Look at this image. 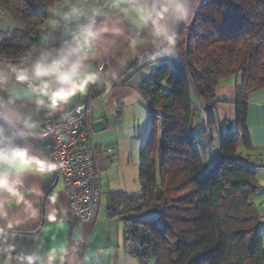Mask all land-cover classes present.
I'll list each match as a JSON object with an SVG mask.
<instances>
[{
  "label": "trees",
  "instance_id": "16d2710c",
  "mask_svg": "<svg viewBox=\"0 0 264 264\" xmlns=\"http://www.w3.org/2000/svg\"><path fill=\"white\" fill-rule=\"evenodd\" d=\"M54 1L38 7L0 0L22 23L0 28L1 73L15 75L8 69L39 51ZM195 3L190 21L175 28V55L139 59L152 63L138 85L150 115L139 152L141 189L111 192L108 210L123 221L143 264L148 258L154 264H264L262 215L251 200L261 186L238 150L241 142L250 146L248 96L264 86V0H189L187 15ZM229 76L239 79L235 126L226 120V131L215 138L216 88ZM195 93L207 105L205 123ZM214 141L205 163L201 151Z\"/></svg>",
  "mask_w": 264,
  "mask_h": 264
},
{
  "label": "crops",
  "instance_id": "0c3cea01",
  "mask_svg": "<svg viewBox=\"0 0 264 264\" xmlns=\"http://www.w3.org/2000/svg\"><path fill=\"white\" fill-rule=\"evenodd\" d=\"M139 2L140 0H55L52 3L49 8L51 15L41 26L42 36H47L48 40L45 43L41 37L39 51L25 63V67L42 51H52L55 55L57 49L69 43L78 34L79 28L88 23L87 17L64 18L63 13L72 4L83 7L89 14L95 10L96 27L108 29L84 49L86 63L97 73V79L89 84L85 93H77L69 102L58 105L56 109L47 106V97H43L44 104H38L37 94L31 91V87L38 83L34 77L26 81L0 71L2 116L19 117L16 127H9L7 124L6 127L12 135L23 130V137L13 135L18 140V145L27 147L30 154L41 159L46 149L40 136L44 120L52 115H60L87 99L94 87L95 94L90 100L91 136L97 148L102 189L105 188L103 197L106 194L103 203L102 200L100 202L96 219L92 223L79 222L69 211L60 175L54 184L56 169L45 173L24 171L20 176V191L24 194L22 201L17 203L15 197L0 193L5 213L0 215V264H28L27 260L9 252L4 246L26 257L39 256L41 260L35 264H48V253L53 249L57 254L52 264H143L133 251V243L126 238L123 221L108 210L111 192L126 191L125 185L116 182L114 174L118 170L120 142L126 138L130 116L136 102H144L147 109L138 85L150 72L152 63L139 59L145 56V59L152 60L169 55L164 53L151 56L155 51L168 47L154 39L150 27L136 23L134 8ZM18 22L20 24L16 26H21L22 23ZM137 60L138 63H135ZM144 67L147 70L138 84L129 85L127 80ZM221 81L216 88V96L227 100L222 92L227 87L236 92L239 82L233 76ZM135 90L139 96H132ZM22 119H30L35 126L23 129L20 123ZM230 123L235 126V120ZM246 128L250 146L245 147L241 142L238 150L243 161L255 168L261 187L251 200L257 205L264 221V86L253 90L248 96Z\"/></svg>",
  "mask_w": 264,
  "mask_h": 264
},
{
  "label": "clouds",
  "instance_id": "9594fccd",
  "mask_svg": "<svg viewBox=\"0 0 264 264\" xmlns=\"http://www.w3.org/2000/svg\"><path fill=\"white\" fill-rule=\"evenodd\" d=\"M189 0H140L135 5L136 23L150 27L154 39L166 45L175 47V26L181 20L187 18ZM96 11L91 14L83 7L72 4L63 13L65 19L87 17L88 23L81 26L78 34L69 43L55 51H42L25 67L23 65L11 66L8 71L15 74L18 79L30 81L33 77L37 84L31 87V91L38 96V104H44L43 97H47V106L56 109L58 105L69 102L77 93L83 94L90 83L97 79V73L92 71L86 63L87 56L84 49L94 41L98 35L107 32V28L96 27ZM19 117L0 116L9 127H16ZM23 129L33 128L34 122L30 119L20 120ZM14 136L23 137L21 130ZM6 128L0 125V193L15 197L17 203L24 199L20 191L21 174L26 170H34L38 173L53 171L57 165L47 159H41L30 154L27 147L12 143ZM8 142L9 146H5ZM30 207V205H29ZM3 202H0V215H3ZM53 249L48 253V264H52L56 258ZM28 264H35L41 258L37 255L27 257Z\"/></svg>",
  "mask_w": 264,
  "mask_h": 264
},
{
  "label": "built area",
  "instance_id": "2783aa9c",
  "mask_svg": "<svg viewBox=\"0 0 264 264\" xmlns=\"http://www.w3.org/2000/svg\"><path fill=\"white\" fill-rule=\"evenodd\" d=\"M71 106L60 115L47 117L40 127L45 143L42 159L53 161L63 180L68 208L79 222L92 223L103 197L97 148L92 141L90 100Z\"/></svg>",
  "mask_w": 264,
  "mask_h": 264
},
{
  "label": "rangeland",
  "instance_id": "374dc122",
  "mask_svg": "<svg viewBox=\"0 0 264 264\" xmlns=\"http://www.w3.org/2000/svg\"><path fill=\"white\" fill-rule=\"evenodd\" d=\"M31 5L34 6H40L41 0H27ZM193 5V6H192ZM191 8H189V14L187 15L186 23H188L191 19L192 12L195 9V4H192ZM18 15L14 10H3L0 7V28L1 29H11L12 27L19 25L18 22ZM188 29V28H187ZM48 38L47 36H42V41L47 42ZM169 54V55H175L176 51L175 48H166L165 50L161 51H155L151 56H156L159 54ZM147 70V67L140 68L138 72H136L133 76H131L127 82L128 84H138L141 77L145 74V71ZM231 78V77H230ZM236 78V77H235ZM238 79V78H237ZM233 80V79H229ZM222 82V81H220ZM239 82V79H238ZM166 87V86H165ZM164 87V88H165ZM235 93L232 88H226L224 89V92H222V95L225 97L224 99L227 100H221L220 97L216 96V103H215V113H216V122L214 126L211 129V135L215 138L218 137L221 131H226V120L229 122H233L235 120V106L233 104V100L235 98ZM138 91H133L132 96H139ZM234 95V97H233ZM218 97V98H217ZM233 97V99H232ZM193 104L198 107V110L200 111V118L199 121H202L205 123L207 121V114L204 110L207 105L202 101V99L195 93L193 95ZM203 109H202V108ZM130 125L128 127V132L126 135V138L120 142V149H121V156L120 159L117 161L118 170L114 174L116 177V182L121 183L119 185H125L126 187L124 190L128 192H139L141 189V181L139 179V152L140 149L146 139L148 129L150 127V115L147 109L145 108L144 102H136V106L134 107L133 113L130 116ZM233 127V126H232ZM217 148V142L214 141V143H210V145H207L202 149V155L204 162L206 163L212 158V155L215 153ZM119 179V180H118ZM118 187V186H117ZM123 187V186H119ZM105 192V188L103 189ZM104 198H106V194L104 193V197L102 199V203L104 201ZM258 231L261 233V238L264 245V221L259 225ZM149 262V264H154L153 258H148L146 261V264Z\"/></svg>",
  "mask_w": 264,
  "mask_h": 264
},
{
  "label": "water",
  "instance_id": "95a60500",
  "mask_svg": "<svg viewBox=\"0 0 264 264\" xmlns=\"http://www.w3.org/2000/svg\"><path fill=\"white\" fill-rule=\"evenodd\" d=\"M0 116H2L1 109H0ZM0 124L6 128L8 134H9L10 136H13V135L10 133V131L8 130V128L6 127V124H5V122H4L3 120H0ZM12 141H13L14 143H16L17 145H18V143H19L18 140H16V138H15L14 136H13V140H12ZM5 146H8V142L5 143ZM55 174H56V179H55L54 184L57 182V179H58V177H59V173H58L57 170H55ZM4 248H5L6 250H8L9 252H12L13 254H16V255H18L19 257L24 258L25 260H27V257L24 256L23 254L18 253V252L14 251V250H11V249L7 248L6 246H4ZM27 261H28V260H27Z\"/></svg>",
  "mask_w": 264,
  "mask_h": 264
}]
</instances>
